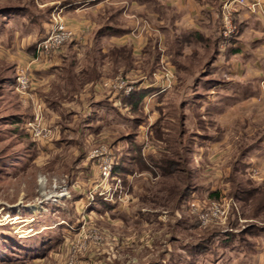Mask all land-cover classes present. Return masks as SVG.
I'll return each mask as SVG.
<instances>
[{
  "label": "rangeland",
  "instance_id": "rangeland-1",
  "mask_svg": "<svg viewBox=\"0 0 264 264\" xmlns=\"http://www.w3.org/2000/svg\"><path fill=\"white\" fill-rule=\"evenodd\" d=\"M69 1L0 0V264H173L191 260L195 246L220 247L226 233L258 242L264 148L248 149L264 140V92L220 87L248 68L230 52L246 35L238 6L222 0L214 25L184 39L172 0H108L73 17L77 31L64 19ZM258 1L246 3L249 13ZM230 16L238 32L225 38ZM55 17L72 36L47 57L35 45ZM105 25L115 43L92 34ZM83 32L85 45L69 47ZM59 53L55 68L34 69ZM17 67L30 74L26 91L16 88ZM48 70L56 78L37 83ZM96 96L115 102L88 104ZM51 125L60 138L40 143ZM213 205L223 214L201 225Z\"/></svg>",
  "mask_w": 264,
  "mask_h": 264
},
{
  "label": "crops",
  "instance_id": "crops-1",
  "mask_svg": "<svg viewBox=\"0 0 264 264\" xmlns=\"http://www.w3.org/2000/svg\"><path fill=\"white\" fill-rule=\"evenodd\" d=\"M172 1H173L174 8H175L174 13L177 16L176 22H182V26H185V28H182L184 39H192V38H195L196 36L199 37L201 34H203L201 25H203L204 23H212L214 25L216 21V16H217L216 13H218V8L220 4L222 3V0H172ZM251 1H254V0H246V3L251 2ZM106 2H108V0H71L69 1L68 3L63 5V9H64L63 15L66 21V24L73 30L76 29L74 31H77V28L79 29L81 27L80 25L73 24L74 22H72V18L73 17L79 18L86 14H91V13L95 15L96 13L95 10L99 9L101 7L100 5ZM79 4L81 5L76 6ZM261 9L262 11L259 10L260 12L257 11L256 13H249V11H247L245 6L237 7L236 18L238 21V25H239V28L241 27V30L243 29L242 33L246 35H243L242 39L240 40L232 41L230 52L234 55H238L241 60L245 61L244 63L248 65L246 66L248 68L244 69L243 71V73L245 72L244 78H241L239 81H235L234 79H232L230 81L223 82L222 84H220L221 88L228 89V87L231 88V86L233 87L237 85V87L242 88L244 91L252 90L256 94L264 92V21H262V19L259 17L260 16L259 13L263 14L264 12V0H262L261 2ZM82 31L83 30H80V32ZM92 31H91L92 34H95L96 40L104 39L110 43H115L116 39L118 40L119 38L115 35L117 33V30L108 25L100 26L97 28L94 27V30ZM84 35L85 33L83 32V35L75 36L71 40L72 42L69 44L70 45L69 47L74 48V47H78L81 44L85 45L87 36L84 37ZM65 56H66L65 54L59 53V56L58 55L56 56L57 57L56 61L52 60L54 62L53 65L51 61L48 62L45 58L41 57L38 59V61H36L38 62V64L36 62L33 63V65L35 63L37 64V65L35 64L37 67H35L34 69L38 70L44 66H47V68L49 69L55 68L57 62H59L62 58L65 59ZM228 71L229 69L225 73L229 74V76H234V73H235L234 71L233 72L232 71L228 72ZM48 73H49V70L46 74V79L37 81V83L48 82V81L51 82L52 79L56 78L55 74L51 72L49 74ZM247 80L251 81V83L246 82ZM31 86H32L31 92L35 94L34 97L40 100V97L38 98V95H37L38 90L34 88L33 83ZM35 87L37 88L38 86L35 85ZM113 102L115 101H111V99L101 100V97L96 96L93 98L92 101L88 102V104H94V105L113 104ZM41 105L43 107L44 103ZM94 105L91 111H95ZM87 119H88V116H85L83 118L84 121H87ZM48 130H49L48 139L45 141H41L40 143L46 144L48 143L47 141H50V140L55 141L60 138L59 137L60 130L58 126L51 125V127H48ZM56 136H58L59 138H57ZM262 139H264V135L262 136ZM211 140L214 141V138H211ZM262 143L259 145H254L252 148L248 149L249 153L250 151H253L254 156H257L258 153L261 154V150L264 148ZM118 169L119 168L117 167L113 171V174L117 175L118 173L116 171ZM80 173H83L82 170ZM111 206L114 207L112 208L111 211L113 213L115 212V217L121 218L119 215H121L122 210L119 209V204H111ZM148 212L149 211H147L146 213ZM123 213L126 214V220L128 221L137 220L135 219V216L131 214L130 212L123 211ZM127 213H130V214H127ZM255 231L256 233L255 235L253 234V237L258 238V242H250V244L244 243L245 244L244 245L242 244L243 240L241 239L238 241L239 242L238 244H235L236 243L235 239H233L232 237L230 240V236L227 235L226 233V234H223V238H222L223 242L220 247L218 248L210 247V250H209L208 247L206 246L205 248L199 247L196 250V246H195L193 248V251H195V253H194V256H191V260L185 261V260L180 259L179 261L173 264H264V247H263L264 240L262 241V239H264V230L261 229L259 231L257 230ZM255 231H251V232H255ZM228 233H231V232H228ZM241 236L242 235H240V237ZM204 250H207V251H204ZM153 263L160 264L159 261H156Z\"/></svg>",
  "mask_w": 264,
  "mask_h": 264
},
{
  "label": "built area",
  "instance_id": "built-area-1",
  "mask_svg": "<svg viewBox=\"0 0 264 264\" xmlns=\"http://www.w3.org/2000/svg\"><path fill=\"white\" fill-rule=\"evenodd\" d=\"M224 6L231 4L232 7L236 6H245L246 0H224ZM251 11H255V9H261V1L253 3L249 8ZM225 30H224V36L225 38H230L231 36L235 35L238 30L236 29V26L232 24L231 16L225 19ZM72 34L71 32L66 28V25L60 19V17H55L52 19V26L47 31V33L42 36L35 45V51L40 52L43 55H46L47 57H50L52 54H54L61 45H63L67 40L71 38ZM17 82H16V88L19 91H26L28 89V86L30 85L31 78L29 74L27 73V70L23 67H17ZM34 137H39L37 130H35ZM111 163L108 161L107 163L103 164L101 166V176L102 179H106L110 176L111 171ZM100 176V177H101ZM220 214H223L219 208L218 205H213L210 211V214H201L199 216V220L201 222V225H205L208 221L214 220L218 218Z\"/></svg>",
  "mask_w": 264,
  "mask_h": 264
},
{
  "label": "bare ground",
  "instance_id": "bare-ground-1",
  "mask_svg": "<svg viewBox=\"0 0 264 264\" xmlns=\"http://www.w3.org/2000/svg\"><path fill=\"white\" fill-rule=\"evenodd\" d=\"M30 209L32 210V212H36L38 210V207L33 205V206L30 207ZM1 218H2L1 221H3V220L5 221V220H7L9 218V216H4V217H1ZM13 220H19V217H14ZM27 221L28 220L21 221V222H27ZM30 221H32V220H29L28 222H30ZM17 232H18V230H17Z\"/></svg>",
  "mask_w": 264,
  "mask_h": 264
},
{
  "label": "trees",
  "instance_id": "trees-1",
  "mask_svg": "<svg viewBox=\"0 0 264 264\" xmlns=\"http://www.w3.org/2000/svg\"><path fill=\"white\" fill-rule=\"evenodd\" d=\"M34 51V50H33ZM143 96H144V93L142 92V93H139V96H138V98L140 99V98H143ZM214 195H215V193H213L211 196L212 197H214Z\"/></svg>",
  "mask_w": 264,
  "mask_h": 264
}]
</instances>
